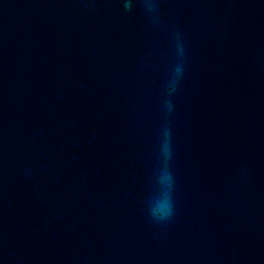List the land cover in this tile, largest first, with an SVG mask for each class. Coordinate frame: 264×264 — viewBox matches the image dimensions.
Instances as JSON below:
<instances>
[{"label":"water","instance_id":"water-1","mask_svg":"<svg viewBox=\"0 0 264 264\" xmlns=\"http://www.w3.org/2000/svg\"><path fill=\"white\" fill-rule=\"evenodd\" d=\"M128 2L0 0V264H264V0Z\"/></svg>","mask_w":264,"mask_h":264},{"label":"clouds","instance_id":"clouds-1","mask_svg":"<svg viewBox=\"0 0 264 264\" xmlns=\"http://www.w3.org/2000/svg\"><path fill=\"white\" fill-rule=\"evenodd\" d=\"M141 3L143 4L144 10L147 13L152 14V13H156L158 11V9H157V0H141ZM125 7L126 8H130L131 7L130 0H129L128 3L125 4ZM167 151H168L167 144L165 143V145H164V153H165V155H167ZM169 180H170V177L167 174H165L164 177H163V182L168 183ZM151 211H152V214L154 216H157V217H160V218L167 217L171 213V202H170V199L167 196H165L164 198L157 200L155 205L152 207Z\"/></svg>","mask_w":264,"mask_h":264}]
</instances>
